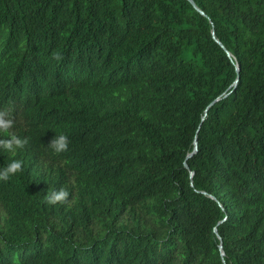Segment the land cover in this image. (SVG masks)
<instances>
[{
	"label": "trees",
	"instance_id": "1",
	"mask_svg": "<svg viewBox=\"0 0 264 264\" xmlns=\"http://www.w3.org/2000/svg\"><path fill=\"white\" fill-rule=\"evenodd\" d=\"M0 117V264H264V0H0Z\"/></svg>",
	"mask_w": 264,
	"mask_h": 264
},
{
	"label": "clouds",
	"instance_id": "2",
	"mask_svg": "<svg viewBox=\"0 0 264 264\" xmlns=\"http://www.w3.org/2000/svg\"><path fill=\"white\" fill-rule=\"evenodd\" d=\"M12 127L13 120L0 117V132L7 133L9 137L8 139L0 140V146L5 150L11 151L13 155H15L16 150L22 148L27 143V140L12 132ZM49 144L56 153L66 151L69 144L68 136L64 133L55 134ZM21 167V160H11L6 166L0 168V180H7L10 175L19 172ZM68 196L69 192L61 188L49 192L47 194V200L49 203H56L57 201L65 200Z\"/></svg>",
	"mask_w": 264,
	"mask_h": 264
},
{
	"label": "water",
	"instance_id": "3",
	"mask_svg": "<svg viewBox=\"0 0 264 264\" xmlns=\"http://www.w3.org/2000/svg\"><path fill=\"white\" fill-rule=\"evenodd\" d=\"M193 3L195 4V1H193ZM213 33H214V32H213ZM214 36H215V34H214ZM217 40L221 43V41H220L219 39H217ZM197 149H198V145H197V143H196V146H195V150H194V152H196ZM215 231H217V229H215ZM220 248L222 249V255H224L223 245H222V244H220Z\"/></svg>",
	"mask_w": 264,
	"mask_h": 264
}]
</instances>
